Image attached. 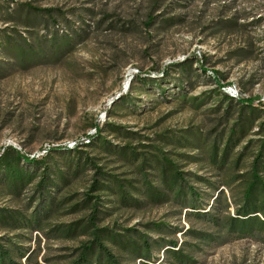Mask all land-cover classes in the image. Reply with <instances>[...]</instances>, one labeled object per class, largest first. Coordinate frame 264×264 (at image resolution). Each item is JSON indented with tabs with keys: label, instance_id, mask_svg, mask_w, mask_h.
I'll return each mask as SVG.
<instances>
[{
	"label": "rangeland",
	"instance_id": "1",
	"mask_svg": "<svg viewBox=\"0 0 264 264\" xmlns=\"http://www.w3.org/2000/svg\"><path fill=\"white\" fill-rule=\"evenodd\" d=\"M261 149L264 0H0L4 264H264Z\"/></svg>",
	"mask_w": 264,
	"mask_h": 264
},
{
	"label": "trees",
	"instance_id": "2",
	"mask_svg": "<svg viewBox=\"0 0 264 264\" xmlns=\"http://www.w3.org/2000/svg\"><path fill=\"white\" fill-rule=\"evenodd\" d=\"M151 20L149 19L146 25H149L151 22H153ZM215 84L218 87L220 86L219 81L215 82ZM248 101L252 102V99H240L241 103L250 104L248 103ZM227 147H229V144L224 148L220 156L225 155L226 153L225 150L227 149ZM212 150H213L212 157L214 158L216 153V147L213 146ZM263 162H264V149H261L254 158V160L252 161L251 179L248 182L247 187L243 193L244 202L242 206L236 210L235 216L228 217L227 219V226H228L227 230L230 234L231 233L238 234V236L240 237L260 236V238L264 241V181L258 174L259 168L262 167ZM179 174L180 173H178L177 171L174 172L173 179H175V181L180 179ZM194 196L196 197L197 194L194 193ZM216 220L217 219H214L213 222H215ZM97 245L104 254V256L106 257L109 264H119L115 259V257L101 243H98ZM181 250L182 249H180L179 247L176 248V243L172 242L170 244V248L167 251H168V255L171 258H173L178 264H185L188 258L182 255ZM89 256H90L89 249L86 248L83 249L79 255V259H78L79 263L76 264L89 263L88 262ZM8 257H9L8 251L5 249H0V264H4V262L7 260Z\"/></svg>",
	"mask_w": 264,
	"mask_h": 264
}]
</instances>
